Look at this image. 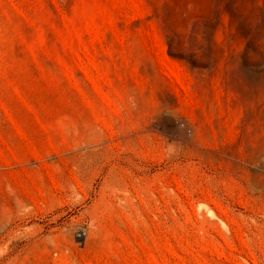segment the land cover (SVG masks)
I'll use <instances>...</instances> for the list:
<instances>
[{
    "label": "rangeland",
    "instance_id": "374dc122",
    "mask_svg": "<svg viewBox=\"0 0 264 264\" xmlns=\"http://www.w3.org/2000/svg\"><path fill=\"white\" fill-rule=\"evenodd\" d=\"M0 264H264V0H0Z\"/></svg>",
    "mask_w": 264,
    "mask_h": 264
}]
</instances>
